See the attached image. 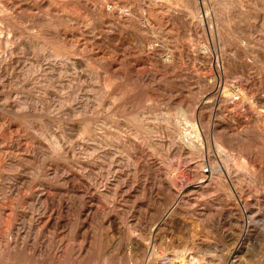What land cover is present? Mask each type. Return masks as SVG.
Instances as JSON below:
<instances>
[{"label":"rangeland","instance_id":"obj_1","mask_svg":"<svg viewBox=\"0 0 264 264\" xmlns=\"http://www.w3.org/2000/svg\"><path fill=\"white\" fill-rule=\"evenodd\" d=\"M0 264H264V0H0Z\"/></svg>","mask_w":264,"mask_h":264},{"label":"built area","instance_id":"obj_2","mask_svg":"<svg viewBox=\"0 0 264 264\" xmlns=\"http://www.w3.org/2000/svg\"><path fill=\"white\" fill-rule=\"evenodd\" d=\"M203 172H204V173H208V169L205 168V169L203 170Z\"/></svg>","mask_w":264,"mask_h":264}]
</instances>
